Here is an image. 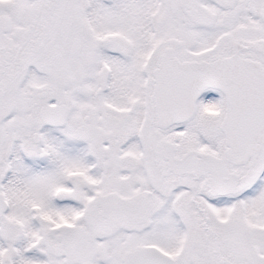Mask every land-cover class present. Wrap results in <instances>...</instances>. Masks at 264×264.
<instances>
[{"label":"snow or ice","instance_id":"snow-or-ice-1","mask_svg":"<svg viewBox=\"0 0 264 264\" xmlns=\"http://www.w3.org/2000/svg\"><path fill=\"white\" fill-rule=\"evenodd\" d=\"M0 264H264V0H0Z\"/></svg>","mask_w":264,"mask_h":264},{"label":"flooded vegetation","instance_id":"flooded-vegetation-1","mask_svg":"<svg viewBox=\"0 0 264 264\" xmlns=\"http://www.w3.org/2000/svg\"><path fill=\"white\" fill-rule=\"evenodd\" d=\"M216 96V93H212V92H205V93H202V97L207 100L209 98H212V97H215Z\"/></svg>","mask_w":264,"mask_h":264}]
</instances>
